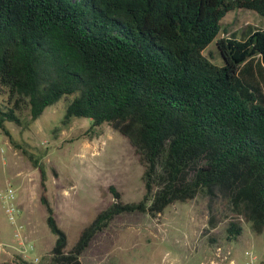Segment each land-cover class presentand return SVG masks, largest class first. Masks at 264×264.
<instances>
[{
  "label": "trees",
  "instance_id": "obj_1",
  "mask_svg": "<svg viewBox=\"0 0 264 264\" xmlns=\"http://www.w3.org/2000/svg\"><path fill=\"white\" fill-rule=\"evenodd\" d=\"M234 8L264 16V0H0V92L7 93L0 127L9 139L5 122L21 124L22 109L33 120L70 95L65 122L87 116L91 126L109 124L143 165L141 198L123 201L109 184L113 200L66 250L45 168L23 148L39 169V199L55 234L46 264H82L81 253L117 214L155 215L200 191L217 190L254 231L264 230V29L218 37ZM214 39L222 65L203 53ZM226 232L235 238L242 226L231 220Z\"/></svg>",
  "mask_w": 264,
  "mask_h": 264
},
{
  "label": "rangeland",
  "instance_id": "obj_2",
  "mask_svg": "<svg viewBox=\"0 0 264 264\" xmlns=\"http://www.w3.org/2000/svg\"><path fill=\"white\" fill-rule=\"evenodd\" d=\"M218 37L264 29V16L256 11L234 8L220 21ZM212 62L224 63L216 39L203 49ZM7 93L0 92V105ZM72 96L61 97L29 119L27 108L20 111L22 123L6 121L13 141L0 127V243L15 244L14 224L3 206L2 193L7 184L16 188L17 202L28 237L40 254L38 264H46L55 234L46 221L40 202V172L22 151L38 158L46 171V195L53 206L59 226L67 235L68 250L83 226L88 224L113 196L108 185L121 192L123 201L135 202L144 191L143 165L134 146L124 134L107 123L91 126L87 116H71L64 121L66 105ZM92 129H91V128ZM18 143V144H15ZM237 221L242 233L228 238L229 221ZM217 247L230 255L222 258ZM1 249V248H0ZM0 250V264H18L15 248ZM255 254L254 264H264V230L256 232L250 222L231 210L228 199L217 190L200 191L187 200H176L152 215L133 210L117 214L97 232L79 256L82 264H245ZM31 253L32 251L29 250Z\"/></svg>",
  "mask_w": 264,
  "mask_h": 264
},
{
  "label": "built area",
  "instance_id": "obj_3",
  "mask_svg": "<svg viewBox=\"0 0 264 264\" xmlns=\"http://www.w3.org/2000/svg\"><path fill=\"white\" fill-rule=\"evenodd\" d=\"M3 198V206L8 215L9 220L14 224L13 236L16 239L15 244H2L0 243V250L3 253L10 252V247L17 250L18 255L28 261H33L37 263L40 260V254L35 251L36 245L31 238L28 237L26 232V225L22 218L21 208L17 202L16 188L10 184L5 186L3 193L1 194ZM31 250L32 253L29 251ZM249 259L246 260L245 264H254L253 259L255 254L252 251L246 250ZM231 251L226 249L225 253L222 252L221 247H217V254H222V258L229 256ZM230 264H236L233 258L229 259Z\"/></svg>",
  "mask_w": 264,
  "mask_h": 264
},
{
  "label": "crops",
  "instance_id": "obj_4",
  "mask_svg": "<svg viewBox=\"0 0 264 264\" xmlns=\"http://www.w3.org/2000/svg\"><path fill=\"white\" fill-rule=\"evenodd\" d=\"M22 218H23V219H24V218H27V216L24 215V212H22Z\"/></svg>",
  "mask_w": 264,
  "mask_h": 264
}]
</instances>
